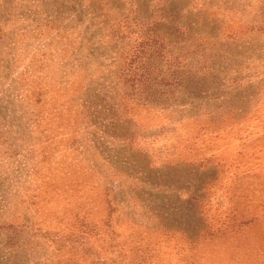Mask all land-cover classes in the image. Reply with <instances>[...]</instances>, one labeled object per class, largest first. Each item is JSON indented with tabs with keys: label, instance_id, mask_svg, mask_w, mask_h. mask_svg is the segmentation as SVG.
Masks as SVG:
<instances>
[{
	"label": "rangeland",
	"instance_id": "obj_1",
	"mask_svg": "<svg viewBox=\"0 0 264 264\" xmlns=\"http://www.w3.org/2000/svg\"><path fill=\"white\" fill-rule=\"evenodd\" d=\"M0 264H264V0H0Z\"/></svg>",
	"mask_w": 264,
	"mask_h": 264
},
{
	"label": "trees",
	"instance_id": "obj_2",
	"mask_svg": "<svg viewBox=\"0 0 264 264\" xmlns=\"http://www.w3.org/2000/svg\"><path fill=\"white\" fill-rule=\"evenodd\" d=\"M142 65H139L138 68L130 70L128 73L131 75H135L137 77L143 76L144 78L147 77L148 72L145 71V68ZM145 74V75H143Z\"/></svg>",
	"mask_w": 264,
	"mask_h": 264
}]
</instances>
